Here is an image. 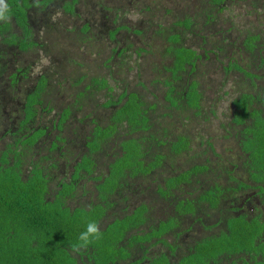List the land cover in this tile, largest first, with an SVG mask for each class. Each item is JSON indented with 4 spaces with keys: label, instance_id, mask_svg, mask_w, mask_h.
Here are the masks:
<instances>
[{
    "label": "trees",
    "instance_id": "1",
    "mask_svg": "<svg viewBox=\"0 0 264 264\" xmlns=\"http://www.w3.org/2000/svg\"><path fill=\"white\" fill-rule=\"evenodd\" d=\"M130 1L5 0L10 21H0V264H264V6L246 11L235 0H189L193 12H183L182 19L175 12L184 9L170 6L166 12L175 21L157 24L148 34L135 29L138 21L114 16L118 5L127 7ZM36 5L40 14L36 9L32 13ZM239 9L254 18L247 21L245 34L235 21ZM223 11L229 14L221 16ZM149 17L142 25L155 19ZM254 20L263 23L257 26ZM133 37L137 42L126 44ZM195 39V45H187ZM119 41L125 47H118ZM73 48L77 58L120 57L116 69L128 73L136 67L135 84L130 86L127 75L107 78L106 71L109 76L114 72L109 65L92 71L82 60L78 67L102 76L82 82L84 76L69 72L75 81L68 83L66 71L59 72L55 63L62 50ZM142 53L151 57L139 62ZM226 58L227 65L218 66ZM43 59L48 61L44 66ZM152 72L156 78L148 75ZM231 72L239 74L232 82L233 111L225 132L230 139L235 130L233 139L239 144L228 164L235 170L244 167L248 179L227 171V179L238 186L205 189V175L197 178L198 173L217 170L195 162L163 186L152 187V175L162 172L167 158L179 162L195 139L184 123L166 122L171 134L163 130L159 135L150 116L159 105L154 84L165 87L169 113L164 116L172 117L173 108L199 114L204 92L222 91ZM101 90L102 101L97 98ZM8 107L14 113L10 118L5 115ZM74 123L73 130L86 124L87 134L73 153L61 130ZM117 139L118 149L108 156V143ZM152 146L156 153H151ZM146 177L148 184L136 187L133 195L141 196L137 201L132 197L136 204L130 206L126 181ZM174 190L185 197L179 199ZM123 203L126 209L118 211ZM86 218L99 223L103 238L73 253L69 246L84 230ZM195 224L201 233L181 246L178 238L189 237Z\"/></svg>",
    "mask_w": 264,
    "mask_h": 264
},
{
    "label": "rangeland",
    "instance_id": "2",
    "mask_svg": "<svg viewBox=\"0 0 264 264\" xmlns=\"http://www.w3.org/2000/svg\"><path fill=\"white\" fill-rule=\"evenodd\" d=\"M174 0H162L160 1H153V0H132L130 1L127 7H124V4L122 5H118V7L114 10V16L116 17L117 21L121 20V19H125L126 22H137L140 27H137L135 29L138 30H144L147 29L148 30V34H150L151 32H154V27L157 26V24H161V25H171L174 21H175V17H172L170 14H168L166 12V10L168 9V7L173 6V5H179V7H181L184 10L181 9H176V15L181 16V18L183 19V17L186 15L183 12H190L189 9L192 10V12L194 11V8L192 6V2H190L189 0H177L176 2H173ZM236 1V6L242 7L244 8L246 11L250 10V8H255L256 10L259 11L260 7L263 5L264 6V0H235ZM259 6V7H257ZM35 8L33 9L32 13L36 12L37 13H41L42 10H39V6H34ZM261 10V9H260ZM239 11V15H237L236 20L239 24H238V28H240L241 32L243 34H245V32L247 31V29H249V24L247 21H250V18H253L249 15H246L244 13V11L241 9L237 10ZM143 14L144 18H141L138 14ZM229 14V11H223V13H221V16L226 17ZM149 15L154 16V20L150 25H147L146 23L144 25H142L146 19L150 18ZM248 17V18H247ZM181 19V20H182ZM254 19V18H253ZM81 22V21H80ZM262 22L261 20L258 21V24L255 23V20L252 22L253 24L259 26V23ZM82 23V22H81ZM263 23V22H262ZM77 24V23H76ZM141 25L143 27H141ZM218 27H216L217 29ZM205 30L202 31V34H206L208 35V32H204ZM218 31V30H217ZM123 31L120 32V34H122ZM214 36V35H211ZM220 35L217 34L216 36H214V38H218ZM209 37V36H208ZM158 38V37H157ZM156 38H151L152 41H154ZM235 39V36H234ZM118 40V39H117ZM200 40V38L198 39ZM201 41V40H200ZM137 42L136 38L133 37L132 39H128L126 41L127 43H135ZM119 46H121L122 48L125 47V42H120L119 41ZM197 43L196 39L193 41H188L187 45H195ZM107 43L104 41L102 44V47L106 46ZM197 48V47H195ZM237 48H235V52L237 53L238 51H236ZM75 50L70 49V51H66V50H62L61 51V55L57 57V62L56 64V69L60 72L62 71H66L64 72V74L66 75V81L68 83H73L74 80V76L73 75H69V72L74 73L77 77H82L84 76L85 79L82 80L83 81H87L90 82L92 80V78H99L102 76V74H93V73H89L87 72V69L85 68H81L78 67L77 64L79 61L82 60L83 63H87L88 68H90L92 71H101L103 68H105V64L109 65V67L112 68V70L114 72L111 71V74L109 76V71L107 72L106 69V77L111 79L112 78H120L122 79L120 76L122 75H127L128 79L130 81V86H133L136 82V67H134V69L130 72H126L124 70H118L116 69V64H119L118 62L121 60L120 57L114 58L113 60L107 61L108 60V55L107 56H100V57H96V59H92L89 55L84 54L82 55L80 58H77L76 54L74 53ZM79 56V55H78ZM151 57V54L149 53H142L139 57H138V61L142 62V60L144 59H149ZM52 58V57H51ZM47 59H43L42 60V65L44 66V64L48 63V61H46ZM227 58L226 59H219V61L217 62L218 66H221L223 64V66L227 65ZM238 63L242 66V67H246L247 62L245 60H240L238 61ZM123 69V68H122ZM117 70V71H116ZM36 71H38V68L34 69L33 72L35 73ZM252 72L254 73H259L258 71H255L252 69ZM239 74V73H236ZM234 74L233 72L227 74V87L224 88L222 91H218L217 93H213L212 89H209L207 91L204 92V98L201 100V112L199 114H195L196 110H189L187 113H182V111L180 110H176L175 108H173V111L171 113L172 117H168V115L164 116V113H169L168 111L165 110L164 108V102L163 101V96H164V90L165 87L162 84H157L155 83L154 86H156V95H157V100L159 102V105L156 109V111L151 112L150 116L152 117V122L154 124V127H159L160 131H159V135L165 134L166 131L163 130H167V134H171L170 133V126L167 125L166 122H169L171 124H176V125H180L181 123H184L185 128L188 130L190 129V131L193 132L195 139H193L192 141V149L191 151L187 152L185 157H181V160L177 163H173V161H170V159L167 158V161L164 162L163 164V169L162 172L159 171L158 173H154L152 176L155 178L154 182L155 184L152 185V187L154 186H163L162 182L165 181L167 178L176 175L178 170H183L185 168H187L188 166H192L195 162L200 164H206V166H209L211 169L215 168L216 174H211L209 175V172H203L200 174L198 173L197 178H201L203 175H205V179H201L204 180L203 185L204 188H212L215 184L224 187L225 185H231L233 184L234 186H238L236 185L235 181L232 182L230 179H227V171L229 172V175L234 176L235 178H242L244 180H247V174L245 173V169L244 167H238L235 169H233L228 163H230V161L232 159H230V155L232 154V152H235V150H237V145L238 140H234V132L235 130L231 129V135L232 137L229 139L226 137V132L225 129L226 128H230L228 127L229 123V115L231 114L232 110V106L230 104L231 100H233L234 96H235V92L233 93V91L231 90L232 87V82L234 80V78L237 77V75ZM149 76H153L152 78H156V72H152L148 74ZM58 75H56L55 77H57ZM95 76V77H94ZM115 76V77H114ZM204 77V76H203ZM158 78V77H157ZM222 78V76H221ZM199 79V78H198ZM120 81V80H119ZM226 80H224L225 82ZM113 82L112 80H110V83ZM112 85V83H111ZM153 89V87H152ZM225 91H227V93H225ZM116 92V91H114ZM97 98L102 101V99H104V94L103 91L101 90L100 92L97 93ZM60 101L63 103L64 99H60ZM146 104H148L149 106L152 104L151 100H145ZM154 102V100H153ZM162 103V104H161ZM94 108H91L90 112L93 110ZM12 109H10V107H8L5 115L7 118H10L12 116H14L13 112H11ZM194 113V115H192ZM186 116L190 117L191 119L185 118ZM80 117V116H78ZM77 116L75 118H78ZM177 118V119H175ZM88 119V118H87ZM86 119V121H87ZM76 123H74L73 125L70 126H66L63 130H61V135L64 137H67L69 140H71V144L68 148V150L70 152H79V145H80V140L82 139L83 136L87 133L84 134V129H85V125H77V127L73 130L72 128L74 127ZM231 126L235 129L239 128V125L237 124H231ZM88 131V130H87ZM130 137L132 138H136L137 135H130ZM233 139V140H232ZM121 141V139H117L116 141H111L110 143H108L109 145V150L107 155L111 156L114 154V152L118 149L117 145L118 143ZM206 141L209 143V145H206ZM74 144H77L78 147H73ZM71 149H73V151H71ZM162 152H164V154H167L166 151L164 149H161ZM155 151H158V149L156 150L155 146H152V151L151 153H156ZM152 155V154H151ZM76 156V155H74ZM151 158V156H150ZM149 157L147 158V161L150 159ZM195 158V159H193ZM228 158V159H226ZM227 162V163H226ZM217 168H225V169H220L218 170ZM172 169V171L170 172V170ZM155 170H160V169H155ZM166 170V171H163ZM178 174V173H177ZM158 177H161L160 179ZM148 179V177L146 178H138L137 180L134 178L132 180H127L126 181V185H125V191H124V195L128 197L127 200V204H129L130 206H134L136 203H134V200H132V197L134 199V197H136V201L139 199V197L141 196L140 194L137 195H133V191L136 189V187H140V183L143 182L144 185L148 184L145 183V180ZM136 180V181H135ZM132 182H134V184H132L130 187H128ZM229 182V183H228ZM252 184V182H251ZM183 187H186L188 190L190 187H188L187 185H184ZM184 190V188H182ZM242 190V188L240 187V189H238V191L235 192L236 197L238 198L240 191ZM175 193V196L178 197L179 199L184 198L185 194L181 193L180 190H174L173 191ZM88 196H90L89 194H87ZM138 197V198H137ZM88 199H92L93 201H97L98 199H96L95 197H88ZM123 205L118 204L117 207L119 208L118 211H121L122 209H126V203H123ZM203 205V202L201 201V204ZM260 207V206H259ZM247 209V208H246ZM206 212H208L211 216L212 211H210L208 208H206ZM246 213V212H245ZM209 216V219H210ZM155 220L158 219V217L153 216ZM211 222H213L212 219H210ZM185 222V221H183ZM188 224H190V220H188ZM181 227H184L183 223L181 225ZM144 230H147V227H144ZM201 229L198 228V226L195 224L194 225V231L189 233V237L185 238H178V242L179 244L186 245V242H188L190 240V238L195 234L199 235L200 233H197V231H200ZM184 234V233H183ZM197 237V236H196ZM170 242H173L174 239L169 238ZM87 264V263H85Z\"/></svg>",
    "mask_w": 264,
    "mask_h": 264
},
{
    "label": "clouds",
    "instance_id": "3",
    "mask_svg": "<svg viewBox=\"0 0 264 264\" xmlns=\"http://www.w3.org/2000/svg\"><path fill=\"white\" fill-rule=\"evenodd\" d=\"M10 9L5 3V0H0V21H10ZM184 186V184H183ZM103 238V232L101 231L99 223L94 219H85L84 230L79 233L76 241L70 244V250L73 253H79L81 250H87V248L94 242H98Z\"/></svg>",
    "mask_w": 264,
    "mask_h": 264
},
{
    "label": "flooded vegetation",
    "instance_id": "4",
    "mask_svg": "<svg viewBox=\"0 0 264 264\" xmlns=\"http://www.w3.org/2000/svg\"><path fill=\"white\" fill-rule=\"evenodd\" d=\"M250 209V208H249Z\"/></svg>",
    "mask_w": 264,
    "mask_h": 264
}]
</instances>
